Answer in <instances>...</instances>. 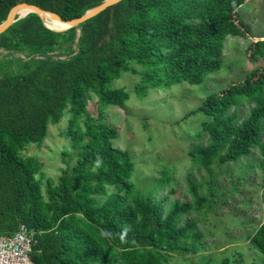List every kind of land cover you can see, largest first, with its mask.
<instances>
[{"label":"trees","instance_id":"16d2710c","mask_svg":"<svg viewBox=\"0 0 264 264\" xmlns=\"http://www.w3.org/2000/svg\"><path fill=\"white\" fill-rule=\"evenodd\" d=\"M103 1L0 0V24L21 2L70 20ZM246 1L122 0L63 31L37 13L17 15L0 34V235L22 224L35 229L33 264H168L176 254L197 252L203 233L195 220L180 216L213 207L216 165L259 149L264 187V64L184 115H205L189 155L209 174L210 193L201 194L188 174L194 201L176 197L166 205L168 195L143 194L132 181L131 152L114 146L117 128L91 114L88 104L93 93L100 108H124L129 92L111 83L128 70L141 75L140 96L150 88L203 82L221 68L228 35L249 37L240 17ZM247 53L252 62L264 60V35L250 41ZM246 103L243 116L239 107ZM67 112L65 166L58 178L45 179L42 159L23 152L42 145L49 125ZM160 181L170 184V172ZM249 239L264 252V222Z\"/></svg>","mask_w":264,"mask_h":264},{"label":"rangeland","instance_id":"374dc122","mask_svg":"<svg viewBox=\"0 0 264 264\" xmlns=\"http://www.w3.org/2000/svg\"><path fill=\"white\" fill-rule=\"evenodd\" d=\"M240 17L250 26L249 37L228 35L221 68L210 73L203 82L182 81L168 88H150L146 95L140 96L135 86L141 75L128 70L111 83L112 87H124L129 92L130 98L124 108L114 104L100 108L97 96L92 93L88 111L102 116L107 124L117 128L119 135L114 146L129 150L133 156L132 181L143 194H154L155 198L168 195L166 205L176 197L194 201L188 174L201 185V194L210 193L209 174L194 164L189 155V150L199 142L197 133L205 115L197 113L183 118L184 115L198 107L207 95L239 82L252 69L264 64L263 59L252 62L247 53L250 41L264 35V0H247L240 8ZM239 108L243 116L248 114L247 103ZM70 117L67 112L59 123H51L42 145L32 143L23 152L42 159L45 179L58 178L65 166L63 151L69 139L62 131L67 130ZM203 140L207 141L208 137L203 135ZM260 163L259 149H254L248 157L214 167L217 194L212 198L213 207L210 210L193 208L180 216L182 221L193 219L197 222L203 233L202 240L197 243L199 250L176 254L168 264H264V252L254 247L249 239L264 222ZM164 170L171 174L167 185L160 181Z\"/></svg>","mask_w":264,"mask_h":264},{"label":"water","instance_id":"95a60500","mask_svg":"<svg viewBox=\"0 0 264 264\" xmlns=\"http://www.w3.org/2000/svg\"><path fill=\"white\" fill-rule=\"evenodd\" d=\"M122 0H104L102 3L99 5L89 9L86 11L83 15L79 17H75L70 20L63 19L58 13L48 10L46 8H43L41 6H38L33 3L29 2H21L16 5H14L6 18L4 22L0 24V34L5 32L18 18L26 16L30 12L37 13L40 15V17L43 19L45 24L50 27L51 29L57 30V31H63L68 28L78 26L79 24L85 22L86 20L94 17L95 15L99 14L100 12L104 11L108 7L120 2ZM53 22H58L64 24V27H55L51 25Z\"/></svg>","mask_w":264,"mask_h":264},{"label":"built area","instance_id":"2783aa9c","mask_svg":"<svg viewBox=\"0 0 264 264\" xmlns=\"http://www.w3.org/2000/svg\"><path fill=\"white\" fill-rule=\"evenodd\" d=\"M36 230L22 224L12 235H0V264H33Z\"/></svg>","mask_w":264,"mask_h":264},{"label":"bare ground","instance_id":"6f19581e","mask_svg":"<svg viewBox=\"0 0 264 264\" xmlns=\"http://www.w3.org/2000/svg\"><path fill=\"white\" fill-rule=\"evenodd\" d=\"M51 25H53L55 27H59V28L64 27V24L58 23V22H53V23H51Z\"/></svg>","mask_w":264,"mask_h":264}]
</instances>
